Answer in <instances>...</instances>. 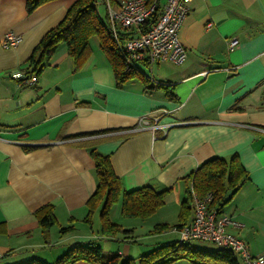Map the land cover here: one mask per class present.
Wrapping results in <instances>:
<instances>
[{"label": "crops", "instance_id": "0c3cea01", "mask_svg": "<svg viewBox=\"0 0 264 264\" xmlns=\"http://www.w3.org/2000/svg\"><path fill=\"white\" fill-rule=\"evenodd\" d=\"M74 1L28 12L26 0H0V264L52 263L89 241L106 258H138L179 240L174 228L152 230L179 223L189 185L183 177L212 157L234 155L248 179L223 207L240 224L227 229L253 255L264 253V0H193L180 29L187 59L139 61L122 85L100 42L81 63L66 43L43 63L29 61ZM9 31L22 36L16 47L2 44ZM233 38L239 44L231 50ZM33 75L35 83L20 84ZM143 117L160 126L141 127ZM93 149L109 155L123 191L171 188L165 203L145 219L125 217L120 196L109 218L128 231L105 235L104 197L87 220L98 184ZM47 204L56 222L44 228L36 211Z\"/></svg>", "mask_w": 264, "mask_h": 264}, {"label": "trees", "instance_id": "16d2710c", "mask_svg": "<svg viewBox=\"0 0 264 264\" xmlns=\"http://www.w3.org/2000/svg\"><path fill=\"white\" fill-rule=\"evenodd\" d=\"M48 1L51 0H26L27 11L33 12ZM117 1L109 0L111 3ZM147 1L154 2V0ZM157 2H161V0H157ZM97 5V0H75L63 21L45 34L29 61L43 63V59L53 55L60 43H66L69 54L76 62L81 63L91 49V39L97 36L101 49L114 68L117 84L122 85L132 70L115 46L110 31L107 6L106 17L102 19ZM156 16L157 14H154L149 23ZM91 152L95 161L98 184L95 193L87 202L89 207L87 220H91L97 203L104 197L101 215L102 231L105 235L114 234L117 231H128L109 218V212L120 196L122 197V215L125 217L145 219L165 203V198L171 188L157 189L152 185H145L134 190L123 191L121 179L115 173L109 155L102 154L95 149ZM183 179L187 180L189 185L186 189V197L181 204L179 223L175 225L156 224L152 230L153 233L170 228L179 231L183 225L189 223L187 221L192 209L194 211L195 195L198 198H204L211 193L213 198L210 208L219 212L223 211L225 204L248 179V172L237 155L232 156L229 161L222 157H212L186 174ZM36 216L44 228H48L56 222L54 208L49 204L41 206L36 211ZM70 229L71 227H63L61 232L65 233ZM192 241L194 240L181 239L180 236L179 240L159 244L138 258L123 257L120 253L106 258L98 243L94 241L78 242L52 263L34 257L22 264H74L81 260L93 264H173L181 260H187L191 264H241L240 258L228 248L216 246V249L210 250L199 247Z\"/></svg>", "mask_w": 264, "mask_h": 264}, {"label": "built area", "instance_id": "2783aa9c", "mask_svg": "<svg viewBox=\"0 0 264 264\" xmlns=\"http://www.w3.org/2000/svg\"><path fill=\"white\" fill-rule=\"evenodd\" d=\"M110 31L117 50L129 66L139 61L149 63L170 61L183 63L188 56L187 49L180 38V29L190 12L193 0H166L164 4L154 0H118L111 3L106 0ZM159 6V8H158ZM154 14L156 18L149 23ZM22 36L14 31L5 34L4 47H16ZM239 44L237 38L231 39L229 48L233 50ZM37 81V75L23 79L21 85H30ZM159 118L154 122L149 117L141 119V127L157 129ZM213 196L194 197V215L192 220L179 229L181 239L200 240L214 244L219 248L232 250L244 264H264V253L253 255L249 244L238 235L228 231V226L238 222L224 211L210 208ZM2 256L0 252V257Z\"/></svg>", "mask_w": 264, "mask_h": 264}, {"label": "rangeland", "instance_id": "374dc122", "mask_svg": "<svg viewBox=\"0 0 264 264\" xmlns=\"http://www.w3.org/2000/svg\"><path fill=\"white\" fill-rule=\"evenodd\" d=\"M98 2V5H97V8H98V12H99V15L102 19H104L106 17V3L104 0H97ZM99 44V38L97 36H94L92 39H91V45H92V48L93 47H97ZM203 241H200V240H194V244L197 245V246H200V245H205L206 248L210 249V250H214L216 249V246L211 244V243H202ZM140 243H146V242H140Z\"/></svg>", "mask_w": 264, "mask_h": 264}]
</instances>
